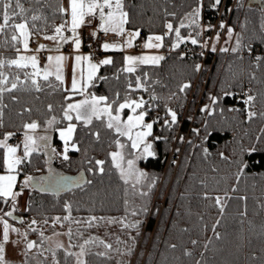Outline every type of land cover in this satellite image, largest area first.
<instances>
[{
  "label": "trees",
  "instance_id": "1",
  "mask_svg": "<svg viewBox=\"0 0 264 264\" xmlns=\"http://www.w3.org/2000/svg\"><path fill=\"white\" fill-rule=\"evenodd\" d=\"M231 1H224L225 13ZM240 1L230 13V23L235 25L241 12L237 51L231 50L228 54L212 51L203 57L200 43L192 44L191 41L188 46L181 42L179 47L167 51L170 39L176 35L175 31L169 32L166 25L171 23L174 29L178 28L197 7L202 18L208 24L213 23L220 0L218 4L216 0H122L123 11L128 14L125 25L139 32L138 40L149 34L164 37L161 47L164 59L158 64H139L133 72H127L124 54L114 52L110 55L112 63L100 64L94 80L84 92L106 97V103L115 108L131 94L139 77L143 86L136 92L147 97L141 111L146 120L153 121L151 135L147 137L153 154L139 157L138 165L147 171L149 178L156 180L166 169L169 143L176 129L179 128V133L188 132L194 138L196 131L192 128H199L204 121L203 127L208 129L204 134V130L201 132L200 144L204 149L197 148L198 143L192 154L191 170L185 174L177 173L179 180L171 184L156 220L152 213L148 217L143 214L138 202L142 194L138 193L137 187L124 183L111 164L110 154L121 137L125 143V158L136 154L129 141L107 128L104 118H95L91 124L77 123L72 136L74 148L68 150L67 160L61 156V141L56 137L55 128L65 122L62 113L67 103L81 93L66 91L51 75L45 80L43 76L32 75L29 67L9 66L7 61L15 58L21 48L20 39H11L14 34L19 36L11 25L26 21L31 37L51 34L65 21V12L60 11L63 0H20L23 14L13 17L4 32H0V61L4 62L0 72L8 77V83L0 87H11L14 81L18 85L0 97V139L11 133L7 140L12 142L21 135L27 123L41 124L53 119L48 130L49 162L62 172L76 174L83 170L87 176L84 185L59 195L40 194L31 188L27 209L13 212L22 218L21 222L28 221L30 216L39 221L61 219L68 212L101 215L112 208L115 212H123L129 220L135 217L136 227H144L146 233L156 232L158 221L161 222L160 236L150 243L143 264H264V0H248L243 9ZM16 12L20 10L17 8ZM33 16L39 18L33 20ZM187 29H180L182 37L189 35ZM200 64L201 70H197ZM33 79L39 90L32 83ZM248 96L254 99L246 102ZM208 105L210 110L203 119ZM169 109L176 113L177 122L172 127H167L168 121L165 122L171 119ZM249 113L255 115L250 117ZM238 134L249 140L248 146L240 152L234 150L237 156L232 159L231 167L225 155L217 157L216 154L225 143H233ZM193 138L182 158V169L187 164L186 157L190 156ZM47 158L43 152H32L21 160L19 177L44 172ZM175 158L176 154L172 155V159ZM97 160L104 161L103 165H97ZM173 160L170 163H174ZM215 162L222 166L214 165ZM101 167L103 172L99 170ZM3 170V147H0V172ZM162 186L166 187V180ZM217 197L220 198L219 205ZM7 204V199L0 197V213H8ZM142 204L144 207L151 204L147 195ZM39 227L41 225L36 226ZM85 229L86 226L81 230ZM138 237L135 233L129 240L128 256L133 255ZM146 241L144 236L139 242L140 250L144 249ZM98 253L90 249L86 264L132 263L131 259H107ZM140 262L139 251L132 264ZM42 264H71V260L62 251L55 250L43 258Z\"/></svg>",
  "mask_w": 264,
  "mask_h": 264
},
{
  "label": "rangeland",
  "instance_id": "2",
  "mask_svg": "<svg viewBox=\"0 0 264 264\" xmlns=\"http://www.w3.org/2000/svg\"><path fill=\"white\" fill-rule=\"evenodd\" d=\"M224 1L225 0H220V5L218 8V12L216 15V18L214 20L213 23H207L208 21L204 20L202 18V16L199 14V17H197V24L193 25L191 24V19L192 17L190 15H188L184 20L183 23L187 26V35L183 37V42H185V45L188 46L190 45L189 41H191L192 38H195L198 43H200L201 46V51L203 52V57L206 56L208 53L212 52L213 48L215 49L214 51L217 52L218 50H221L222 48H227L229 49L226 54L229 53V51H231L233 48H238L239 45H237V41H238V22L240 21L241 18V12L239 13V17L237 22L235 23V25H232L230 23V18H231V11L233 8H235L237 6V3L239 2V0H232L230 6L228 7V11H224ZM241 9H243V7L245 5H247L248 0H241ZM131 9V7H130ZM94 19V18H91ZM90 23L94 24L97 26V23H99L97 20H92L89 21ZM100 24V23H99ZM221 24H223V28L221 27ZM61 24H58L57 27H59ZM95 26V27H96ZM228 29H232L231 35H229ZM102 32V31H101ZM127 32H135L133 30L127 31ZM64 34V33H63ZM106 34V33H105ZM56 35L55 31L51 34L48 35H44L41 37H33V39H31L33 41H30V37H28V48L25 49L24 48V43H23V38L21 37L20 41H22V49L23 50H29V49H39L40 46L42 45L41 43H38L39 38H45V37H50ZM150 36H162L160 34H152L149 35L147 37ZM217 36L219 37L217 39ZM64 37H66L64 35ZM182 37V36H181ZM66 38L70 39L69 36H67ZM67 39V41H68ZM49 40V39H48ZM172 40L170 43V47H167V51H172L173 50V45L175 43H177V37H174V39H170ZM55 41V42H54ZM145 43V40H143ZM41 42V41H40ZM154 43H158L157 41H153ZM63 43V44H61ZM181 43V42H180ZM44 47L49 50L50 47H53V49H55L57 46L62 45L61 47L64 46V41L60 40V37H57V40H52L49 41L48 43H44ZM143 48L144 45H143ZM172 48V49H171ZM146 49V48H145ZM156 50H160V47L157 48ZM43 52L44 59L43 57L40 59L38 57L37 58V67L40 71L39 76H44V71L45 69H47L46 65H47V56H45V52ZM90 56V55H89ZM89 61L92 63V59L91 56L89 57ZM13 59H17V58H13ZM42 61V66H39V61ZM40 61V62H41ZM98 64V63H96ZM31 71L34 73L36 71V69H33L31 67V64L29 63L28 66ZM202 65L200 64V69L201 70ZM209 74V72H208ZM207 74V76H208ZM197 78L195 79L194 82H196ZM140 88V87H139ZM137 86H135L134 88L131 89V94H128V96L123 100L120 101V103H124L126 100H136V101H140L141 99L144 101V105L147 102V97H143L140 92H136ZM244 92H246L247 94V90L244 89ZM191 94V93H190ZM102 97V96H99ZM86 98H82L79 100H73L70 103H77L80 101L85 100ZM109 104V103H107ZM119 104L112 109H115L113 113V115H116V109L118 108ZM67 105L65 106V108L63 109V113H62V117L64 118L65 122L62 125H59L55 128L56 131V137L61 141V151L60 154L61 156L64 157L65 154V140L61 137V132H63L64 130H66L68 128V126L74 125V129L77 123H82V124H86L84 122L83 119L81 120H77L76 119V113L75 112H70L69 115L72 116L71 120H68L65 118L64 116V110L67 108ZM104 105L101 104L100 107H103ZM143 108V107H142ZM142 108H139L136 110V113L134 114L130 108H125L123 109V114L124 111H128L129 113L126 114V116H122V111L119 112L120 118H121V122L126 121L129 115H136L139 114ZM210 110V106L208 105V107H206V112ZM209 112V111H208ZM204 114L203 119L206 118L207 114ZM107 117V115H104ZM95 119V117H93ZM92 118V119H93ZM103 118V117H101ZM193 118V116H192ZM49 121H53V119H49L44 123L38 124L36 123L38 126L35 129H27L24 128V130L22 131L20 136H17V138H19L18 142L16 145H12L10 140H5V139H0V141L5 142L8 146L10 147H15L17 149L16 153H15V157L22 160L24 158H26L24 156V144H25V137L30 136L35 140V145H30V147H34L35 150L34 151H39V152H43L44 154H47L48 148H50V142H49V134H48V130L50 128V125L48 122ZM106 124L108 122V119L105 118ZM167 122V127H172L173 125L176 124L172 123V117L170 120H165V122ZM153 122V121H152ZM156 122V121H155ZM164 122V123H165ZM33 123V122H31ZM144 124H149L150 122L148 120L145 119L144 116ZM30 124V123H27ZM204 126V121H202V123L199 125V128H192V130L196 131L194 138L192 137V135H190L188 132L183 134V133H179V128L176 129L174 136L171 138V143H169V154H168V160H167V164H166V169H164L163 173L161 174V177L159 180H156V178H149L150 176L147 174V171L144 170L143 168H141L138 165V158L139 157H146V156H150L153 154V151L151 150V147L149 149L148 152L144 151L145 145H152L151 141H148L147 138H144V140L142 142L138 143V146L136 148L132 147V140H130L128 138V136H123L124 138L129 139L130 142V146L132 148V151L134 152V154H136V156L132 157H128L125 158V153L122 151L124 149L125 143L123 142V139L121 137L119 141V145H122L123 147L118 146L117 141H116V149L115 151L113 150L111 153L113 152H119L121 154V156L123 157V159H118V162L120 163V168L116 167V162L113 161L112 156L110 154V159H111V164L114 166V168L117 170L118 175L120 177V179L124 182L127 183L129 185H131L132 187H137L138 193L142 194V196L139 198L138 202H139V206L142 207V211L143 214H147V217L150 216V214L152 213L153 215H156V220L159 219L160 216V211L163 208V204L164 201L166 199V196L169 194L170 192V187L171 184L175 181V180H179L177 177V173H183L185 174L187 171L189 172V170H191L190 168V163L193 159V152L194 150H196V145H198V143L200 144L202 142V138H201V132L203 131V134L206 133L208 131V129ZM115 131V129H113ZM140 131H146V129H144L142 126L138 127V128H134L132 130V137L133 139H136V133L140 132ZM74 131L71 134V139L68 142V150L74 148L73 144H72V136H73ZM237 136V137H236ZM21 137V140H20ZM240 137V141L238 140V138ZM16 138V139H17ZM42 138H46V139H42ZM193 138V146L191 147V152H190V156L189 158L186 157V161L187 164L184 165V168L182 169L181 163H183L182 158L186 152V150H189V143L191 142L190 140ZM236 140V142H235ZM248 140V139H247ZM244 138V135L239 136L235 135L234 136V142L233 143H225V145H223L221 148H219V150L217 151L216 156L220 157L221 155H225V159L226 161L229 163L228 165H230L231 167H233L234 161L232 162V159L234 157H236V153L234 152V150H240L244 147L248 146V141ZM201 141V142H200ZM144 143V144H143ZM143 144V145H142ZM142 145V146H141ZM202 144L199 145V147L197 148H201L204 149V147H201ZM139 147H141L140 151H139ZM21 149V151H20ZM122 149V150H121ZM67 150V152H68ZM7 149L3 147V164H4V174L6 175H13V173L16 171L18 165L15 166L14 171H12L11 173L8 172L7 169V165L5 164V154H6ZM32 151V152H34ZM31 152V153H32ZM149 152L151 154H149ZM234 152V153H233ZM67 154V153H66ZM176 154V158L173 160L172 159V155ZM235 154V156H233ZM239 155V154H238ZM28 157V156H27ZM221 159V158H220ZM235 159V158H234ZM132 160L133 163V167L130 170L129 166H128V161ZM174 163H170V162ZM171 164L173 165L171 168ZM214 165H220L222 166V163L219 162H215ZM219 167V166H218ZM123 171L124 175H121V172ZM143 173V176H140L139 174ZM18 176V175H17ZM28 176L26 177H20V182H22V184H25L26 187L24 188L25 190L28 191V194L32 191L31 187L29 186L28 180H27ZM17 180V178L15 179ZM166 180V187H163V182ZM27 181V183H25ZM148 196L149 200L151 201V204L148 205L147 207H144L142 204L143 198L145 196ZM113 201V200H112ZM149 203V202H148ZM156 203V204H155ZM155 204V206H154ZM154 206V207H153ZM8 207V212H16L15 210H12L11 208ZM69 217V219L65 220L64 217ZM95 217V219L93 220L92 218ZM101 219H100V218ZM138 217V216H137ZM32 221H35L36 223L33 224ZM92 221V224H90V222ZM100 221V224L97 225V223ZM132 221V223L130 224V222ZM133 221H135V217H133L132 219H128L126 217V215H123V212H115L112 208H110V210L103 212V214L101 215H94L91 213H71L68 212L67 214H63L61 216V219L57 220V219H51V220H36V219H32L30 221H23L19 223V226H17L16 224L14 225L15 229L17 231H12V242H9V244H7V246L5 247V245L3 246L4 248V264H42V260L44 257H47L49 255V253L54 252L55 250H60L62 251L63 255L68 257L69 255H67L68 252H72V253H79L81 250V245L84 246V250H85V255L83 257H81V259L85 260L86 258V254L89 252V250L93 249V251L95 252H99V253H105V255H103L105 258L107 259H116L118 258H122L123 260H127V259H131V262L133 263L134 260H136L139 251H140V255H141V262L140 264H143L144 258L149 250V245L150 243L153 241L154 237H158L160 236L159 232L161 230H159L160 228V224L161 222L158 221L157 224V228H156V232L155 231H151L150 233H146L144 231V227H130L129 225H136V222L134 223ZM17 222V221H16ZM86 224H90V225H86ZM96 224V225H95ZM37 225H41V227L36 228ZM84 226L87 227V229L85 230H81L82 228H84ZM51 231H46V229H50ZM35 229V230H33ZM70 233V235H69ZM138 234V241L135 243V248L133 250V255L128 256L127 252L129 250V240L133 239L134 235ZM42 234V235H41ZM162 235V233H161ZM145 236L146 244L143 250H140V241L141 239ZM40 237V238H39ZM86 241L88 243H86ZM29 242H34L35 243V247H33L32 249H28L27 248V244ZM119 244V246H117ZM59 245H62L63 247H59ZM105 245H111V248H106ZM70 260H71V264H76L77 261V257L76 256H69ZM131 263V264H132Z\"/></svg>",
  "mask_w": 264,
  "mask_h": 264
},
{
  "label": "snow or ice",
  "instance_id": "3",
  "mask_svg": "<svg viewBox=\"0 0 264 264\" xmlns=\"http://www.w3.org/2000/svg\"><path fill=\"white\" fill-rule=\"evenodd\" d=\"M216 3H219V0H216ZM19 9L20 12L17 13L16 9ZM0 9H2V20L3 22L0 23V32H4V30L9 26L10 20H12L13 17L17 15H21L24 12V9L20 3V0H15V8L13 7V0H0ZM107 9V11H105ZM11 10V14L10 11ZM60 11L62 12H68L70 14V31L73 33V41H74V46L78 50L80 48V40L78 38L77 34V29L80 28L85 22L86 18H95L97 13L99 15L100 19V25H99V30L103 31L104 33L108 32H114L117 35H123L124 34V25L128 22L127 20V12L123 11V3L122 0H69V7L67 9L61 8ZM200 14V9L199 7L193 9L192 13L189 15L192 17L191 19V24L195 25L197 24V17H199ZM39 17L33 16L32 19L36 20ZM68 24L69 22H65ZM188 25H185L183 21L180 23V26L178 28H173V25L171 23H168L166 25L167 29L169 32L175 31V35L177 37V43L173 45V47H179V43L183 42V37L180 35V29L187 27ZM12 28H14L18 33V35H12L11 39L13 41H16L20 39L21 37L23 38V43H24V48H28V37L30 35L28 31V26L27 22L23 23H13L11 25ZM221 27L223 28V24H221ZM65 28V24L60 25L59 27L55 28V33L56 35L50 36V37H45L46 39H52L56 40L57 36L60 37V40L67 42L66 37L63 36L62 32L63 29ZM229 35H231L232 29H228ZM96 33H93V36H95ZM139 35V32H134L132 33V39L137 37ZM219 37L217 36V39ZM132 39H129L126 41L127 46H132ZM164 37L163 36H150L148 37V40L145 42L144 47L145 48H159L162 46ZM153 41H157L158 43H153ZM192 44H197L198 41L195 38L191 39ZM237 45H239V41H237ZM44 46L41 45L40 48H43ZM116 45L108 44L105 43L103 45V48L105 50H108L110 48H115ZM39 50V49H38ZM57 51L59 50L58 48L56 49ZM213 50H215L213 48ZM229 49L227 48H222L221 51L227 52ZM233 52L237 51V48L232 49ZM66 59L64 56H56V57H48L49 62L55 60L56 62V79L63 82V75H62V62ZM89 57H82L80 55L75 56V62L76 65L74 66L73 69V79H72V84H71V89L73 92H82V88L86 85H81V82L77 80L76 75H75V70L76 67L80 65V62L82 60H89ZM163 56H152V55H146V56H139V57H133V56H128L125 57L126 62L130 65L125 68V71L127 72H133L135 70V67L133 65H136V63H141V64H158L159 61L163 60ZM257 59H260L257 57ZM9 66H15L17 68H26L29 66V63L31 64V67L33 69H36V71L32 74L34 76H38L40 74V71L37 67V58L35 56H20L18 59H12L7 61ZM112 63L111 59H105L100 61V64H110ZM100 64H91L89 63L88 65V77L87 79L89 81L92 80L93 75L95 74V71L99 68ZM4 66V62L0 61V67ZM199 69V66H197V70ZM50 73L45 69L44 71V76L43 78L45 80L48 79V76ZM18 80L19 77H16ZM81 80H83V72H81ZM8 83V77L5 76L3 72H0V85H6ZM32 83L36 85L37 90H39V85L37 84L36 80L33 79ZM143 85L140 84L139 82V77H137V88L142 87ZM18 87L17 83L14 81L11 83V87H0V97H2L3 92H12ZM184 87H187L185 85ZM183 90V88L181 89ZM155 99V97H153ZM254 99L252 96L247 97L246 102H251ZM213 103H215V98H212ZM107 98L106 97H96L92 96L90 99L86 98L83 101L77 102V103H70L67 105V108L64 110V116L66 119L71 120L72 116L69 115L70 112H75L76 113V119L81 120L83 119L86 124H91L92 118L95 117L97 120L101 119L102 116L107 115L108 117V122H107V128L108 129H115L117 133L123 136H128L130 140H132V147L136 148L138 146L139 142H142L145 137L151 135V129L153 125L151 123L149 124H144V112H140L139 114L136 115H129L126 121L121 122V118L119 115V112L122 111L125 108H130L132 112L135 114L136 110L139 108H142L144 105V101L141 99L140 101L136 100H126L124 103H120L118 108L116 109V115H113L112 113V105L106 103ZM104 104L103 107H100L101 104ZM49 109H51V105H49ZM169 113L172 117V123L176 122V113L172 112L169 109ZM255 113H249V116H254ZM53 121H49L48 123L51 124ZM37 124L35 122L26 124L25 128L27 129H35L37 128ZM143 127L146 129V131H140L136 133V139H133L132 137V130L134 128L138 127ZM74 131V125H69L66 130L61 132V137L65 140V154H64V159L67 160V150H68V142L71 139V134ZM12 134L9 133L6 137L5 140H7L8 137H10ZM97 138L99 137V134L97 133ZM46 139V138H42ZM35 140L27 136L25 137V144H24V156L27 157L31 154L32 151L35 150L34 147H30V145H35ZM118 146L123 147L122 145H119V141H117ZM0 147H4L7 149L6 154H5V164L7 165L8 172L11 173L14 171V168L16 165L21 163V160L15 157V153L17 149L15 147H10L8 146L5 142L0 141ZM151 145H145L144 151L148 152L150 149ZM149 154H151L149 152ZM112 159L114 162H116V167L120 168V163L118 162V159H123L121 154L119 152H113L111 153ZM104 161L97 160L96 164L97 165H103ZM129 169L131 170L133 167V161L129 160L128 162ZM91 170V169H90ZM101 172H103V168L101 167L99 169ZM121 175L123 176L124 173L123 171L121 172ZM140 176H143V173L139 174ZM16 177L14 175H5V176H0V197H12L13 200H15V196L18 195L19 193H14L12 191V188L14 187V182H15ZM29 180L32 178L29 177ZM27 183V181L25 182ZM216 203L219 205L220 204V198H216ZM221 211H223V208H221ZM5 215L11 216L12 213L8 212ZM57 220L60 218L57 217ZM65 220L69 219V217H64ZM93 220L95 217L92 218ZM3 223V240L4 242H7L8 240V232H9V225L7 221H0ZM33 224H35V221H32ZM219 223V221H217ZM130 227H136L135 224L129 225ZM35 230V229H33ZM12 231H17L16 229H12ZM42 235V234H41ZM70 235V233H69ZM217 237H219V234H217ZM86 243H88L86 241ZM193 244L196 243V241H192ZM33 247H35L34 242H29L27 244V248L30 250ZM59 247H63L62 245H59ZM81 250L79 253H72L68 252L67 255L69 256H76L77 261L76 264H86V261L81 259L85 255V250L84 246L81 245ZM106 248H111V245H105ZM175 247V245H173ZM4 248L3 245L0 244V264H4ZM55 255V253H53ZM98 255H105V253H98Z\"/></svg>",
  "mask_w": 264,
  "mask_h": 264
},
{
  "label": "crops",
  "instance_id": "4",
  "mask_svg": "<svg viewBox=\"0 0 264 264\" xmlns=\"http://www.w3.org/2000/svg\"><path fill=\"white\" fill-rule=\"evenodd\" d=\"M62 5H63V8L67 9L69 7V0H63V4ZM105 11H107V9ZM65 16H66L65 17V21L63 23H61V25L65 24V28L63 29L62 34L64 33L63 36L65 35L66 37L69 36L70 39H68L67 42H64V46L63 47H61L62 45H60V46H57L55 49H53V47H50L49 50H47L45 47L39 48V50L38 49L23 50L22 49V41H20L21 42V48L18 51V53L15 56V58L18 59L20 56H26V57L35 56V57L40 58V54L43 55L42 51H44L46 53L45 56H47V65H46L47 71L50 73L51 76L56 78V62H55V60L49 62L48 57L49 56H51V57H56V56H64V57H66V59L62 62V65H61V67H62V75H63V82H61L59 80L58 81L61 83L63 89H65L68 92H73L72 89H71V84H72V79H73V69H74V66L76 65L75 56H77V55H80L82 57H90L91 56V59L93 61L92 63L89 60H82L80 62V65L78 67H76L75 75H76L77 80L81 82L82 86L86 85V86H84L82 88V92H78V93H81V96H79L78 98H75L76 100L82 99L84 97L90 99L93 96V95H87L84 92H85L86 88L94 80L99 68L95 71V74L93 75L92 80L89 81L87 79L88 72H89V69H88L89 63H91V64H96V63L100 64V61L105 60V59H110V55L112 53H114V52L123 53L124 54V58L128 57V56L139 57V56H146V55H152V56H162L163 55V51L161 49L162 46L160 47L159 51L156 50L157 48H155V47L154 48H146V49L143 48V45L145 44L143 40H145V42H146L148 40L147 36L152 35V34L147 35L144 39H139L138 40L137 39L138 36L135 37L134 39H132V33L131 32H127V31H130V30H133L135 32H137V31L134 30V29H129V28L126 27V25H124V29L125 30H124V34L123 35H117L114 32L106 33L108 35L107 43L108 44H112V45H116V47L115 48H110L108 50H105L103 48V46H102L101 50L98 52L99 61L95 62L93 60V55L91 53H89L87 51V49L85 48V46L83 45L82 36H81V27L82 26L77 29L78 38L80 40V48L78 50L75 48L74 41L72 39L73 33L69 30L70 29V19H71V17H70V14L68 12H65ZM94 19L97 20L99 23H101L98 13H97V15H96V17ZM94 19H91L90 17L86 18V22L91 24V25H93L95 27L96 25H94V24L89 22V21L92 22V20H94ZM66 21L69 22V23L66 24L65 23ZM21 23H23V22H21ZM99 23H97V26L95 27L97 30H99V25H100ZM51 35H52V33H51ZM41 36H44V35H41ZM41 36H35V37H41ZM29 37H30V41H32L31 39H33V37H31V34L29 35ZM57 37H59V36H57ZM129 39H132V46H130V47L127 46V44H126V41H128ZM38 41H39L38 43H41L43 46H45L44 43H48L49 41H52V39L48 40L46 38H39ZM32 43H33V41H32ZM61 44H63V43H61ZM67 46H68V48H67ZM57 48L59 49L58 51L56 50ZM43 59H44V56H43ZM139 64H141V63L137 62L136 65H133V66L135 67V66H137ZM148 64H151V63H148ZM125 65H126V67L130 66L126 62V60H125ZM39 66H42V61H41V65L39 63ZM81 72H83V80H81ZM94 96H96V95H94ZM96 97H99V96H96ZM71 101H73V100H71ZM114 111H115V109H112V112H114ZM130 112H132V111H130ZM128 113L129 112L126 110V114H128ZM126 114H123V111H122V116L123 115L126 116ZM102 117L104 119L105 118L108 119V117H106V116H102ZM148 121L152 124V122L150 120H148ZM151 132H152V129H151ZM147 137H145V138H147ZM125 139H126V141H129V139H127V138H125ZM20 140H21V137H20ZM129 144H130V142H129ZM140 149H141V147H139V151H140ZM20 151H21V149H20ZM18 166H19V164H18ZM3 171L0 172V176H5L6 175V174H4ZM13 175L17 178V180H15V182H14V187L12 188V191L14 193H19V194L15 196V200H13L12 197H7V198L3 197V198L7 199V202H8L7 205L9 206V208H11L12 210H15L16 212H24L27 209L28 191L24 189L26 187V185L22 184V182H21V187H19V188L17 187V183L20 181V177H19V174H18V167H17L16 171L13 173ZM0 221H7L8 225H9L8 240H7V242H4V240H3V223L0 222V244H2L3 246L5 245V247H6L7 244H9V242H12L11 239L13 237H12L11 230L15 229L14 228L15 224L17 226H19L20 222H16V221L10 220L2 213H0Z\"/></svg>",
  "mask_w": 264,
  "mask_h": 264
},
{
  "label": "water",
  "instance_id": "5",
  "mask_svg": "<svg viewBox=\"0 0 264 264\" xmlns=\"http://www.w3.org/2000/svg\"><path fill=\"white\" fill-rule=\"evenodd\" d=\"M51 149L48 148L47 151V164L45 166V171L36 175L28 176L32 179L28 180L29 186L33 188L36 192L40 194H54L59 195L70 191L71 189L78 188L87 182V176L83 170L76 174H69L56 169L55 166L50 163ZM12 215L7 218L13 221L21 222L22 218L11 212Z\"/></svg>",
  "mask_w": 264,
  "mask_h": 264
},
{
  "label": "built area",
  "instance_id": "6",
  "mask_svg": "<svg viewBox=\"0 0 264 264\" xmlns=\"http://www.w3.org/2000/svg\"><path fill=\"white\" fill-rule=\"evenodd\" d=\"M96 33L95 36H93V33ZM81 36H82V42L83 45L85 46V48L87 49V51L89 53H91L93 55V60L95 62L98 61V52L101 48L102 45H104L107 40H108V35L101 32L100 30H97L93 25L85 22L82 27H81ZM68 48V46H67ZM214 51V50H212ZM214 53H216L214 51ZM43 56L40 54V59ZM41 65V62H39ZM157 122V120H155ZM19 138H17L16 140L12 141V145H16L18 142ZM17 187H21V182L17 183ZM33 217H28L27 220L30 221L32 220Z\"/></svg>",
  "mask_w": 264,
  "mask_h": 264
},
{
  "label": "bare ground",
  "instance_id": "7",
  "mask_svg": "<svg viewBox=\"0 0 264 264\" xmlns=\"http://www.w3.org/2000/svg\"><path fill=\"white\" fill-rule=\"evenodd\" d=\"M106 43H107V42H106ZM102 46H103V45H102ZM102 46H101V47H102ZM100 50H101V48H100ZM100 50H99V51H100ZM97 62H98V61H97Z\"/></svg>",
  "mask_w": 264,
  "mask_h": 264
}]
</instances>
